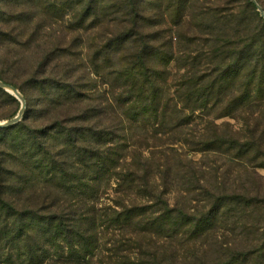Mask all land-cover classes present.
<instances>
[{
	"label": "trees",
	"instance_id": "16d2710c",
	"mask_svg": "<svg viewBox=\"0 0 264 264\" xmlns=\"http://www.w3.org/2000/svg\"><path fill=\"white\" fill-rule=\"evenodd\" d=\"M0 80L36 99L0 129V264H264V220L234 229L262 236L248 250L218 245L210 261L197 246L264 208L203 185L261 166L264 19L250 0H0ZM171 186L205 213L171 206Z\"/></svg>",
	"mask_w": 264,
	"mask_h": 264
},
{
	"label": "rangeland",
	"instance_id": "374dc122",
	"mask_svg": "<svg viewBox=\"0 0 264 264\" xmlns=\"http://www.w3.org/2000/svg\"><path fill=\"white\" fill-rule=\"evenodd\" d=\"M262 1L264 4V0ZM30 57H31L30 53L24 54L23 61H25L24 64L26 66H27L26 64L27 60L28 62L31 60ZM14 80L16 85H18L19 87L23 86L25 82V73H23V71L16 72V74L14 75ZM95 82H97L98 86H100V84H102V79L98 77L96 78ZM3 91L4 93H6V95L10 96L11 98L10 99L7 97L4 98L2 104H0V123L13 119L15 116H17L18 112L21 109V102L11 93H8L5 90ZM18 92L24 97L26 102L25 112H24L25 115L27 109L30 108V105L31 107L33 106V108H35L34 105L36 104L35 103L36 99L33 93H28V90L26 95L27 98L19 90ZM222 122H230L235 130L242 129L243 127L242 122L240 120H236V119L234 120L232 118H224L219 121V123ZM188 157L196 162L202 161V154L200 153H195V154L189 153ZM259 163H261V166L258 165L257 167L254 168L251 167L248 168V170H243L240 168L232 169L233 171L227 174L224 179L220 177L221 174L218 175L217 179H214L209 175H206V178L203 181V185H205L206 189L207 188L213 189L217 193L220 191H225L227 193H238V194L256 196L255 198H257L260 202L264 203V165H262L264 164V153L260 156ZM175 189H176L175 186H171L170 187L171 193H169L168 195L171 206L177 208H179L180 206L186 207V209L190 211L191 215L193 216H200L205 213V210L208 208L207 202L200 201L194 196L188 197L186 194H183V192L181 193L175 191ZM241 214L243 215L241 222L238 223L237 225L232 223L230 226L227 227V229H220L216 234V239H217L216 242L212 241L209 247L205 246L201 248L198 242L197 246L200 248V254L203 255L205 253L204 256H206V258L212 261L211 259L212 256L219 257L218 245L227 244L231 248L233 247L237 250H248L252 246H257L258 244H261V239H262L261 235H258L256 238H253L252 235L251 236L249 235L248 239H246L247 236L245 235L240 236L238 238V237H234L233 231L235 229L238 232L237 234H239L240 229L238 228L241 226L242 223H244L245 220H247L249 224H253L255 221L258 220L263 221L264 208L260 206L258 208L251 206L246 210V214L242 212ZM261 232H262L261 234L264 233V227L262 228ZM189 247H192V245H190Z\"/></svg>",
	"mask_w": 264,
	"mask_h": 264
},
{
	"label": "water",
	"instance_id": "95a60500",
	"mask_svg": "<svg viewBox=\"0 0 264 264\" xmlns=\"http://www.w3.org/2000/svg\"><path fill=\"white\" fill-rule=\"evenodd\" d=\"M250 1L256 6L261 17L264 18L263 8L257 3L256 0H250ZM0 88L7 91L8 93H11L21 102V109L18 112L17 116H15L13 119H11L9 121L0 123V129H4V128H9L11 126H14L22 120L24 112H25L26 102H25L24 97L18 92V90H16L14 87H12L10 85L5 84L1 80H0Z\"/></svg>",
	"mask_w": 264,
	"mask_h": 264
}]
</instances>
